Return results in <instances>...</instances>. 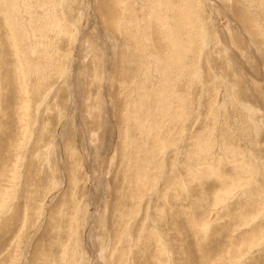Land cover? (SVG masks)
I'll use <instances>...</instances> for the list:
<instances>
[{"label": "rangeland", "instance_id": "obj_1", "mask_svg": "<svg viewBox=\"0 0 264 264\" xmlns=\"http://www.w3.org/2000/svg\"><path fill=\"white\" fill-rule=\"evenodd\" d=\"M0 264H264V0H0Z\"/></svg>", "mask_w": 264, "mask_h": 264}]
</instances>
